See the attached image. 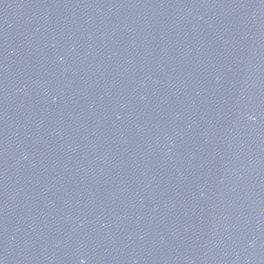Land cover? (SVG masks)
I'll return each mask as SVG.
<instances>
[{
    "label": "water",
    "instance_id": "water-1",
    "mask_svg": "<svg viewBox=\"0 0 264 264\" xmlns=\"http://www.w3.org/2000/svg\"><path fill=\"white\" fill-rule=\"evenodd\" d=\"M231 0H0V264H223Z\"/></svg>",
    "mask_w": 264,
    "mask_h": 264
}]
</instances>
